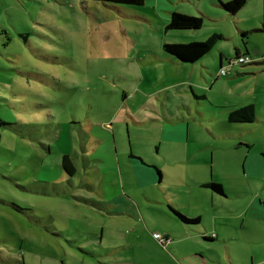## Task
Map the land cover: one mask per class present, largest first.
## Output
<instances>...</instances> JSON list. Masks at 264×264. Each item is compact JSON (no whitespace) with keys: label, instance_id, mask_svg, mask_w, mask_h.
<instances>
[{"label":"rangeland","instance_id":"rangeland-1","mask_svg":"<svg viewBox=\"0 0 264 264\" xmlns=\"http://www.w3.org/2000/svg\"><path fill=\"white\" fill-rule=\"evenodd\" d=\"M173 12L202 17L203 25L167 29ZM243 27H264V0H248L235 16L218 0H0V264H183L195 251L192 260L208 264H250L252 253L264 255L257 253L264 245V123L257 122L264 120V71L237 76L264 64L234 61L238 47L261 53L264 37L243 36ZM216 32L224 38L194 63L164 49ZM221 68L232 75L220 76ZM246 102L260 103L257 120L230 122L225 105ZM166 114L180 119L189 145L156 144L165 126H178ZM131 142L164 172L161 179L152 167L156 185L136 187L125 173ZM197 146V157L210 153L212 164L186 158L187 147ZM247 149L262 162L258 171ZM65 154L73 175L62 167ZM118 157L122 175H108V184L102 174L119 167ZM211 168L214 179L234 177L230 197L215 198L213 209L211 190L191 180L211 181ZM120 189L142 229L133 231L130 203L110 206ZM168 195L205 202L195 209L202 216L196 230L171 216ZM203 233L218 236L198 243ZM134 237L133 248L119 247Z\"/></svg>","mask_w":264,"mask_h":264},{"label":"crops","instance_id":"crops-1","mask_svg":"<svg viewBox=\"0 0 264 264\" xmlns=\"http://www.w3.org/2000/svg\"><path fill=\"white\" fill-rule=\"evenodd\" d=\"M230 1V0H229ZM170 19V17H169ZM169 19H165L166 22L168 21L169 22ZM167 22V24H168ZM166 24V25H167ZM258 25V23H257ZM239 31L243 32H247V34L249 33H258V34H262V35H259V36H262L264 37V27L262 29H259L257 27H253L252 29L248 30V28L246 27H243L242 29L239 28ZM250 31V32H249ZM264 41V40H263ZM237 50L239 51V54L241 55H249L253 60V62L249 63V64H256V65H260V64H264V50H262V52L260 53L259 50H257L256 48V53H255V49L254 51L251 50V48L249 47H246L245 49H242L240 47L237 48ZM258 54V55H257ZM224 55L222 54L221 56V67L223 65V59ZM257 59H261L260 61H257ZM247 65V64H246ZM241 66H245V64H241ZM264 68V67H263ZM261 69V70H260ZM246 71L245 72H237V76L241 77L243 75H254V74H257L258 72L260 71H264V69L262 68H257L255 66H252V67H248L245 69ZM232 73H228V75L226 76H231ZM229 78H233V77H229ZM197 89L199 90H204V91H200V92H203L204 96H205V90L204 88H200V87H197L195 85H191V90L192 92L194 93V95L198 98L199 96L196 95L198 94L197 93ZM245 105H253L255 110H257V107L260 105L259 102H246L244 104H241V105H225V111L227 112V117H228V112L232 109H236V108H239V107H242V106H245ZM256 112H259V111H256ZM166 113V112H165ZM165 120L166 122H170L171 125H178V121H180V119H176L175 117H172L170 115H165ZM257 120V119H256ZM255 120V121H256ZM135 121V120H134ZM254 122V121H253ZM257 122L259 123H264V120H258ZM135 123H138L140 124L139 122H136ZM249 123V122H248ZM176 128L173 129L171 126H165L164 129H163V134H162V137L159 139V140H156V144H165L171 151L173 148H176L180 145H189V141L191 139L190 137V134H188V132L186 131L185 129V126L184 125H178V126H175ZM246 148H250L251 147V144L248 143V144H245ZM201 147L197 146L193 149H190L187 147V149L185 151H187L185 153V156L187 159H191V158H197L201 161V163H204V162H208V159H210V164H212V155H210V153L207 155H204V154H201L200 157H197V153L199 151ZM144 150L143 147L141 146H134L133 143L131 142V148L130 150L126 153V155L123 156V160H124V163H123V166L125 168V173L127 174V176L132 180L134 181L136 187H144V186H152V185H156L157 183H159V181L157 180V177L154 173V170L152 169V167H155L158 171V173L160 174L161 179L163 178L164 176V172L160 169L159 165L157 162H155L153 159H151L150 157H147L148 155H146L145 152L141 151ZM167 149V148H166ZM161 148H158V151H160ZM170 153V152H169ZM172 155H174L173 152H171ZM119 158V157H118ZM246 158L248 160V163H249V167H255V171H258V169H260V164L259 163H262L259 161V159L255 156H252L250 157V151H248V149L246 150ZM171 160L172 161H180L182 160L181 158L178 159L176 158L175 156H171ZM119 167L118 168H113V170H110L109 168L107 169V171L105 173L102 174V176L104 177V180L107 181L108 184H114V182H111L110 180V177H109V180H106L107 179V176L110 175L112 177H118L120 175H122V169H121V160L119 158ZM212 169V168H211ZM213 170V179H211V181L207 182V181H197V179L194 177L192 178L191 180H193L199 187H206V188H209L207 186L208 183L210 182H217L219 184L222 185L223 187V193H219V192H216L214 190H212L211 188H209L211 190V194L209 197H211V199L213 200V203L211 202H208V204L212 205V209L215 207V200H219L220 202H223L226 198H229L230 196L229 195V188L231 189V180L234 178L233 176L231 177H227L226 178V181L223 182V181H220V180H217V179H214V168L212 169ZM248 171L245 172V175H244V178L247 179L248 177ZM160 180V179H159ZM162 182V180H161ZM167 190V189H166ZM232 190V189H231ZM227 194V195H225ZM125 196V194H123L121 192V189L120 190H116L114 193L111 194V199L115 202V204H110L111 207L115 206V208H120L121 209V203L124 204V203H130L129 201H126V199L123 198V196ZM216 198V199H215ZM256 203H253L255 204V207L253 209H257V207H260L259 204L257 203V198H256ZM167 208L168 210L170 211V214L171 216L178 222V224L186 229V230H196L195 228H192L194 225H187V224H184L183 222L180 221V219L176 216V214L173 212V210H177L185 215H189L190 217H201V221H202V216L200 215H197L199 214L198 211H195V209H198V208H201L202 210H205V207L203 206L205 202H202L200 201V199H191L190 202H182V201H179V200H174L172 198V196L168 195L167 196ZM131 206H133V209H132V215L131 217H134V222L136 223L134 225V230L133 231H136L137 228L139 227L140 229H142L143 227V222L141 220V216L139 215V211L138 209L135 208V204H133V202L130 203ZM173 209V210H172ZM186 209H192V214H189L188 211H186ZM104 211V210H102ZM111 212V211H110ZM249 211L246 210L245 213H248ZM120 213V212H118ZM200 221V222H201ZM159 233V232H158ZM218 235H214V237H210L208 234H201V236L196 239V241L199 243L201 241V238H204V241L205 242H211L212 240H214L215 238H217ZM102 239L100 240V242L103 240V234H102ZM136 238L134 237L133 239L129 240L127 239L125 244L123 245H120L119 247H126V248H129L131 246V241L135 240ZM132 247V246H131ZM133 248V247H132ZM258 250V249H257ZM259 254H264V245L263 246H260L259 247V251L257 252ZM189 256L186 258L188 261L183 263V264H189V262L191 264H208L207 262H205L204 259L202 260H197L195 257L194 260H192L193 256H196L197 255V251H195V253H192V254H188ZM252 260L250 262V264H264V255L260 256L259 258H257L255 256L254 253H252ZM235 263V261H234ZM130 264H133L132 262ZM233 264V259H232V263ZM245 264H249V263H245Z\"/></svg>","mask_w":264,"mask_h":264},{"label":"trees","instance_id":"trees-1","mask_svg":"<svg viewBox=\"0 0 264 264\" xmlns=\"http://www.w3.org/2000/svg\"><path fill=\"white\" fill-rule=\"evenodd\" d=\"M109 3L127 4V5H143L146 0H100ZM248 0H230L227 3H223L218 0V5L222 7L229 15H237L238 12L247 4ZM203 25V18L193 15H187L179 12H173L167 29L174 30H197ZM243 36H247V32H242ZM224 35L220 33L212 34L207 40L204 41H191L188 43H165L164 49L174 59L180 62L194 63L201 60L207 55L216 43L223 39ZM241 54L236 51L237 60ZM257 119V112L253 105H245L236 109H232L228 112V120L232 123H248ZM62 167L69 173L74 174L76 167L74 165L71 155L65 154L62 159ZM212 190L223 193V187L219 183L210 182L207 184ZM173 210V209H172ZM176 216L181 222L187 225H196L200 223L201 217H189L177 210H173Z\"/></svg>","mask_w":264,"mask_h":264},{"label":"built area","instance_id":"built-area-1","mask_svg":"<svg viewBox=\"0 0 264 264\" xmlns=\"http://www.w3.org/2000/svg\"><path fill=\"white\" fill-rule=\"evenodd\" d=\"M234 61H237L238 63H241V64H249L251 62V58H250L249 55L245 54V55L240 56L237 60L235 59ZM219 75L220 76H225V75H228V72H227L226 69L221 68L220 71H219ZM154 237L155 238H162L161 234L158 233V232L154 233Z\"/></svg>","mask_w":264,"mask_h":264}]
</instances>
